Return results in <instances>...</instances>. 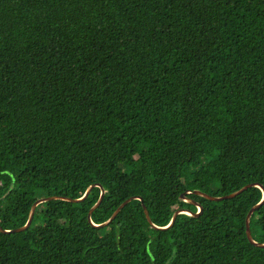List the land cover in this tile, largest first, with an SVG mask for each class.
<instances>
[{"label":"trees","instance_id":"16d2710c","mask_svg":"<svg viewBox=\"0 0 264 264\" xmlns=\"http://www.w3.org/2000/svg\"><path fill=\"white\" fill-rule=\"evenodd\" d=\"M97 184L0 264H264L259 187L143 209L264 188V0H0V226Z\"/></svg>","mask_w":264,"mask_h":264},{"label":"water","instance_id":"95a60500","mask_svg":"<svg viewBox=\"0 0 264 264\" xmlns=\"http://www.w3.org/2000/svg\"><path fill=\"white\" fill-rule=\"evenodd\" d=\"M94 187H101L100 185H92L88 188L85 196L82 198V199H70V198H65V197H59V196H52V197H43V198H40L38 199L32 206L31 208V212H30V217H29V220L27 222V224L23 227H20V228H16V229H11V230H5L3 229L1 226H0V231L5 233V234H12V233H21V232H24L26 230H28L32 223H33V220H34V216H35V213H36V209L37 207L42 204V203H45V202H49V201H54V200H65V201H69V202H74V203H77V202H82L83 200H85L91 193V191L93 190ZM252 187H259L260 189L263 190V195H264V188L261 186V185H258V184H250V185H247V186H244L243 188H241L240 190L230 194V195H226V196H222V197H215V196H212V195H209L207 193H204V192H201V191H186L183 195H182V199L185 200V201H188L190 203H194L196 206L199 207V212L198 213H194L188 209H180L178 211H176L174 213V216L172 218V221L170 222V224L167 226V227H164V228H161V227H158L156 225H154L152 223V220L150 218V215H149V212H148V209L146 207V205L143 204V209H144V212L146 214V217L149 221V223L151 224L152 228L155 229V230H167L169 228H171L178 216L180 214H188V215H192V216H199L202 211H203V208L197 204L196 202L194 201H191L189 200L186 196L188 194H191V193H194L195 195H198V196H201V197H204L210 201H215V202H218V201H223V200H228V199H233V198H236L238 196H240L241 194H243L245 191H247L249 188H252ZM102 191H101V197L99 199V201L97 202V204L90 210L89 212V215H88V218H89V221L95 226V227H98V228H103V227H106L108 225H110L117 217L118 215L120 214V212L130 203L132 202L133 200H140L142 203H143V199L141 197H131L130 199L126 200L124 203H122L118 208L117 210L113 213V215L111 216V218L103 223L102 225H95L92 220H91V217H92V214L95 210H97L99 208V206L101 205L103 199H104V195H105V190L104 188H102ZM262 205H264V196H263V200L256 206L252 207V209L249 211L248 215H247V218H246V234H247V237H248V240L250 241L251 244L259 247V248H264V244H261V243H258L254 240L253 236H252V232H251V217L252 215L255 213V211L257 209H259Z\"/></svg>","mask_w":264,"mask_h":264},{"label":"rangeland","instance_id":"374dc122","mask_svg":"<svg viewBox=\"0 0 264 264\" xmlns=\"http://www.w3.org/2000/svg\"><path fill=\"white\" fill-rule=\"evenodd\" d=\"M2 190L7 191V187H2ZM11 200H12V198H11Z\"/></svg>","mask_w":264,"mask_h":264}]
</instances>
